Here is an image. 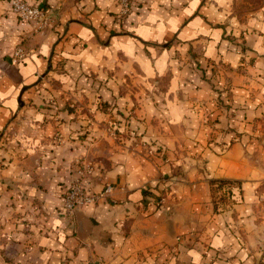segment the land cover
Returning <instances> with one entry per match:
<instances>
[{"label":"crops","instance_id":"crops-1","mask_svg":"<svg viewBox=\"0 0 264 264\" xmlns=\"http://www.w3.org/2000/svg\"><path fill=\"white\" fill-rule=\"evenodd\" d=\"M25 1L49 19L35 32L0 0V264H254L225 219L210 237L188 215L157 208L156 167L125 146L93 160L105 166L103 179L86 178L84 188L110 189L86 203L76 221L67 217L63 193L75 179V156L99 145L110 150L103 141L110 114L102 104L136 101L128 88L164 87L167 129L184 131L197 117L192 131L200 134L197 104L209 102L211 89L198 67L225 62L246 72V83L230 85L235 103L264 114V97L255 110L252 89L264 86V0H131L126 14L116 0ZM19 45L27 55L14 62ZM155 101L131 118L162 115ZM83 129L99 138L89 145L52 141L56 130ZM238 150L233 144L227 161L239 164ZM244 195L248 207L254 193ZM259 259L264 264V255Z\"/></svg>","mask_w":264,"mask_h":264},{"label":"rangeland","instance_id":"rangeland-1","mask_svg":"<svg viewBox=\"0 0 264 264\" xmlns=\"http://www.w3.org/2000/svg\"><path fill=\"white\" fill-rule=\"evenodd\" d=\"M117 4L119 5L118 2ZM120 13L126 14L122 12L121 7ZM248 62L252 63V60ZM243 67H231L225 62H211L205 68L198 67L201 69L202 79L211 89L209 102L197 104L198 121L203 129L200 134L192 131V128L195 129L197 117L190 121V125L184 126V131H181L179 126L167 129L166 117L161 111L164 107L161 99V96H164V87L150 89L142 85V88H133L136 93H133L132 88H128L126 93L136 101L121 106L113 101L102 104V107L107 105L108 109L105 110L110 114V120L104 122L110 134L109 137L103 138L110 150L103 152L99 145L98 149L93 151L83 149L84 153L73 158L72 172H75V179L67 185L63 193L64 206L72 189L83 195H93V203L104 197L109 185L101 192L91 194L84 188L83 181L94 176V182H100L105 167L100 162L101 158H105L106 154L112 156L116 153L115 151L119 150L117 145L125 146L124 152L138 153L153 162L156 167L157 173L152 186L159 188L156 195L157 208L168 206L170 211L188 215L189 223L207 229L210 237L212 228L218 225L221 219H225L239 238V243L249 245L253 252L254 264H259L256 260L260 261V256L264 255V114L247 113L245 105L237 104L233 99L235 92L230 85H233V82L246 83L245 79H242L246 73L242 72ZM252 89L253 92L256 91L257 99L253 103L255 108L252 106L256 110L257 105H260V95L264 97V86H255ZM150 99H157L156 108L162 115L157 113L153 118L145 119L141 116L132 119L130 112L133 113L134 109L145 112L150 105ZM87 132L88 130L83 129L79 135H74L62 134L56 130L52 141L65 145L76 140L93 143L99 138L96 135L88 137ZM1 137L5 139L6 135L1 134ZM235 143L239 146L235 155L239 164L227 161L230 156L227 151ZM82 146L86 144L83 143ZM78 150L80 151V148ZM221 157L223 158L219 170H216ZM96 159L100 160L98 165L93 162ZM163 167L168 169L167 173L162 171ZM227 174L236 176L230 177ZM245 189L254 193L248 207L244 206ZM84 205L75 206L74 209L79 208V213L83 214ZM74 209H66V214L70 220L74 218L76 221L78 215ZM239 211L241 213L238 214ZM245 223H248L249 227H246ZM246 228L249 231H246ZM243 232H247L250 238L246 239ZM203 237L209 239L207 235Z\"/></svg>","mask_w":264,"mask_h":264},{"label":"built area","instance_id":"built-area-1","mask_svg":"<svg viewBox=\"0 0 264 264\" xmlns=\"http://www.w3.org/2000/svg\"><path fill=\"white\" fill-rule=\"evenodd\" d=\"M123 13L129 10L131 0H117ZM10 12L17 15L21 22L28 23L35 32H42L48 25L47 13L40 7L25 0H9ZM26 51L19 45L13 53L14 62L21 61L26 57ZM107 187L105 191H109ZM95 197L85 193L81 194L76 189H72L71 195L66 200L67 211H72L75 206L94 202Z\"/></svg>","mask_w":264,"mask_h":264},{"label":"water","instance_id":"water-1","mask_svg":"<svg viewBox=\"0 0 264 264\" xmlns=\"http://www.w3.org/2000/svg\"><path fill=\"white\" fill-rule=\"evenodd\" d=\"M74 210L77 213V215L81 214V213H79V212H81V210H79V208L76 207ZM80 225H83L82 221H80Z\"/></svg>","mask_w":264,"mask_h":264}]
</instances>
